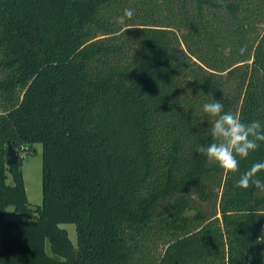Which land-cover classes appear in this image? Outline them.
<instances>
[{
  "label": "trees",
  "instance_id": "16d2710c",
  "mask_svg": "<svg viewBox=\"0 0 264 264\" xmlns=\"http://www.w3.org/2000/svg\"><path fill=\"white\" fill-rule=\"evenodd\" d=\"M213 99L264 122V0H0V264H264V197L235 186L264 142L237 173L197 153ZM34 143L35 209L7 164Z\"/></svg>",
  "mask_w": 264,
  "mask_h": 264
},
{
  "label": "clouds",
  "instance_id": "9594fccd",
  "mask_svg": "<svg viewBox=\"0 0 264 264\" xmlns=\"http://www.w3.org/2000/svg\"><path fill=\"white\" fill-rule=\"evenodd\" d=\"M124 16L131 19L135 15L132 8H125ZM247 46L240 47L243 55ZM203 112L210 119L211 143L197 145L195 151L207 157L208 161L217 164L226 173L240 172V161L247 159L251 153L256 152L261 142H264V122L252 120L242 121L236 114L225 111L222 101L213 99L203 105ZM264 171V161H256L240 173L236 187L248 189L253 186L264 190V180L259 173Z\"/></svg>",
  "mask_w": 264,
  "mask_h": 264
},
{
  "label": "rangeland",
  "instance_id": "374dc122",
  "mask_svg": "<svg viewBox=\"0 0 264 264\" xmlns=\"http://www.w3.org/2000/svg\"><path fill=\"white\" fill-rule=\"evenodd\" d=\"M226 77V76H225ZM193 92L197 97H200V88L193 82L191 85ZM207 101H200L203 106ZM20 160L22 161V171L27 192V197L31 208L41 207L43 204V145L40 143L29 144L24 148L18 149ZM9 183L12 182L10 176ZM215 195H219L215 191ZM260 195L264 197V190H261ZM219 198L205 202L202 206L205 209V214L209 221L220 217L218 213ZM5 219L8 221H23L25 217L17 213L13 207H8L5 211ZM61 227L68 231L69 237L75 247L78 246V233L75 224H63Z\"/></svg>",
  "mask_w": 264,
  "mask_h": 264
},
{
  "label": "water",
  "instance_id": "95a60500",
  "mask_svg": "<svg viewBox=\"0 0 264 264\" xmlns=\"http://www.w3.org/2000/svg\"><path fill=\"white\" fill-rule=\"evenodd\" d=\"M19 162V154L16 149H14L11 145L8 147L7 151V164L14 165ZM246 264H251L248 259H246Z\"/></svg>",
  "mask_w": 264,
  "mask_h": 264
}]
</instances>
